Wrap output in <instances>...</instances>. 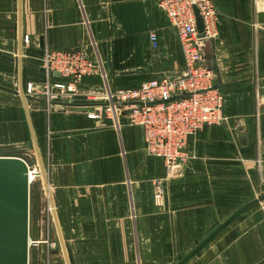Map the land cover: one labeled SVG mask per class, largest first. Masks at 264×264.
<instances>
[{
    "label": "crops",
    "instance_id": "crops-1",
    "mask_svg": "<svg viewBox=\"0 0 264 264\" xmlns=\"http://www.w3.org/2000/svg\"><path fill=\"white\" fill-rule=\"evenodd\" d=\"M215 2L220 34L205 60L228 120L190 139L192 157L168 173L163 159L147 153L141 126L123 113L88 117L98 105L85 97L107 82L129 87L119 81L120 68H133L137 85L183 73L178 32L156 0H23L24 85L38 89L29 105L72 264H157L160 245L194 244L187 254L240 208L231 200L247 183L264 181V10L251 0ZM48 49L85 51L107 77L86 79L77 95L47 108L38 92ZM16 76L18 82V0H0V84L14 85ZM0 134L32 142L22 105L0 104ZM260 204L186 264H264Z\"/></svg>",
    "mask_w": 264,
    "mask_h": 264
},
{
    "label": "built area",
    "instance_id": "built-area-1",
    "mask_svg": "<svg viewBox=\"0 0 264 264\" xmlns=\"http://www.w3.org/2000/svg\"><path fill=\"white\" fill-rule=\"evenodd\" d=\"M156 2L178 32L184 59L183 73L177 77L151 78L132 87L118 88L108 84L106 89L89 91L85 97L98 105L88 117L123 113L131 124L141 126L147 153L163 159L169 170L190 160L192 156L187 150L190 139L207 126L222 124L228 117L223 112L224 95L215 84V71L205 60L206 43L220 34L215 0ZM196 9L204 24L203 32L198 29ZM150 39L153 47L157 48L159 36L156 31L150 33ZM28 40L26 36L25 41ZM41 60L46 81L38 93L43 94L47 108L52 101L68 100L77 95L86 79L107 77L99 64L82 50L48 49ZM54 73H59L60 77H55ZM24 88L29 96L37 92L34 82L25 84ZM173 97L175 99L171 100ZM31 169L37 171L35 166ZM49 226L46 221L44 238L30 239V245L37 247L43 244V240L48 255L54 254L58 246L57 241L50 240Z\"/></svg>",
    "mask_w": 264,
    "mask_h": 264
},
{
    "label": "water",
    "instance_id": "water-1",
    "mask_svg": "<svg viewBox=\"0 0 264 264\" xmlns=\"http://www.w3.org/2000/svg\"><path fill=\"white\" fill-rule=\"evenodd\" d=\"M195 11L198 29L200 32H203V21L199 15V11L197 9ZM204 50L208 55L211 54L210 42L206 43ZM23 57V0H18V91H16V93L21 98L31 134L37 159V171L32 170L29 163L21 157L0 155V264H30V197L32 173L38 177H42L44 189L48 194L53 222L60 243V249L56 250L54 253H62L65 264H72L56 210L54 196L50 188L46 164L35 129L29 105L30 96L25 92L24 88ZM54 76L59 77L60 74L54 73ZM173 99H175V97L171 100ZM261 202H264V193L236 210L176 264H186L222 231L229 227L238 217Z\"/></svg>",
    "mask_w": 264,
    "mask_h": 264
},
{
    "label": "rangeland",
    "instance_id": "rangeland-1",
    "mask_svg": "<svg viewBox=\"0 0 264 264\" xmlns=\"http://www.w3.org/2000/svg\"><path fill=\"white\" fill-rule=\"evenodd\" d=\"M251 1L252 3H254V6L256 5L258 7L259 10H264V0H251ZM40 63H41L40 65H42V60L40 61ZM131 69L133 68L118 69L119 70L118 71L119 81L121 84H124V86H129V87L136 86L138 81L131 82V80H135L137 78L141 80L140 77H135V75H138V74H135L136 72L134 71L132 72ZM139 70L143 71L144 73L146 72L145 68L139 69ZM121 81H128V82L124 83ZM44 83L41 84L42 88H43ZM107 85H108V82H107ZM111 87H115V86L111 85ZM16 91H18L17 76L15 79L14 85L11 82L8 83L7 81L4 83H1L0 84V104L4 106H8L12 104L22 105L21 98L16 93ZM39 91L41 90L39 89ZM41 97H44L43 94H41ZM128 124L134 125L130 123L129 118H128ZM134 126H139V125H134ZM15 136L18 137V135H16V132H15ZM7 139H8L7 137L5 140L3 138L0 139V155L18 156V157L25 159L29 163V165L37 167L36 155L34 152V148L32 146V142H30V138L20 140L21 141V144L19 143L20 145L15 144L13 140L8 141ZM144 140H145V134H144ZM24 141H26V144H24ZM187 163L188 162L184 164H187ZM184 164H177L176 167H174L173 169H169L170 171L168 170L166 165L165 164L164 165H165L166 172L173 173L175 168L182 166ZM31 181H32L31 197H30L31 237L37 240V233L40 232V229H39L40 223L43 225L44 224L43 222L47 221L50 224L49 226L50 240L58 242V246L56 245L57 246L56 250H58L60 249V243L57 237L55 225L53 223L52 212L49 210L48 194L44 189L42 177L41 176L38 177L35 175L33 176V179ZM247 185L248 186H246L244 195L241 196L240 199L234 198L233 200H231V203H237L236 206L242 207L244 204L259 197L260 195L264 193V181L260 180L259 185H257V187H254L253 183L251 182L247 183ZM224 198L227 199L226 196ZM226 199L224 201L225 203H227ZM261 203H264V202H261ZM231 213L232 211L225 212L224 213L225 217L230 215ZM44 228L45 227L42 228L43 230L42 238H44L45 236ZM42 242L43 244L40 245L39 247L31 246L30 264H65L63 256L61 255L62 253L49 254L50 257L53 255V257L50 259L49 255L46 254V249L44 247V241L42 240ZM193 246L194 244L160 245L161 260L158 261L157 264H176L183 256L186 255V252L188 251V249H190Z\"/></svg>",
    "mask_w": 264,
    "mask_h": 264
},
{
    "label": "bare ground",
    "instance_id": "bare-ground-1",
    "mask_svg": "<svg viewBox=\"0 0 264 264\" xmlns=\"http://www.w3.org/2000/svg\"><path fill=\"white\" fill-rule=\"evenodd\" d=\"M33 176H35L34 173L31 174V180L33 179ZM49 210L51 211V207H50V205H49ZM51 212H52V211H51ZM34 240H36V239H34Z\"/></svg>",
    "mask_w": 264,
    "mask_h": 264
}]
</instances>
